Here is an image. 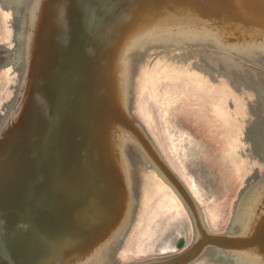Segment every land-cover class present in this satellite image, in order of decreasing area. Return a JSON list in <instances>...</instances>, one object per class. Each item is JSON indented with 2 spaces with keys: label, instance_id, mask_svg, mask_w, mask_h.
Listing matches in <instances>:
<instances>
[{
  "label": "water",
  "instance_id": "1",
  "mask_svg": "<svg viewBox=\"0 0 264 264\" xmlns=\"http://www.w3.org/2000/svg\"><path fill=\"white\" fill-rule=\"evenodd\" d=\"M0 264H264V0H0Z\"/></svg>",
  "mask_w": 264,
  "mask_h": 264
},
{
  "label": "rangeland",
  "instance_id": "2",
  "mask_svg": "<svg viewBox=\"0 0 264 264\" xmlns=\"http://www.w3.org/2000/svg\"><path fill=\"white\" fill-rule=\"evenodd\" d=\"M187 107H188L187 103L180 102V103L176 104V106L173 108L172 113H173V115L177 116V118L174 119V123L177 124L176 125L177 126V131L180 132V133H183L186 136H190L189 132L187 130H185V127L183 125L185 123L183 122L181 124L179 122L180 119L184 118L183 116H186ZM178 118H180V119H178ZM185 122L188 123L189 121L187 120ZM233 131H235V126L233 127ZM182 138L184 139L185 137H182ZM205 139H207V138H203V137L201 138V144H202V146L204 147V149L207 152L212 153L213 148L208 144V142H206ZM187 141H188L187 139H184V141H183V148H184L183 151L185 153V155L182 158L183 159V165H182V163H178V164L182 165L183 168L185 167L184 168L185 171H187L189 173L194 172L195 175L198 174L199 177L196 175L197 179L199 181L200 180L205 181L204 184H201L203 186V188L211 189L210 186H211L212 182H209L208 175H206V173H205V163H206L205 154L201 153V152H199L198 154H194L193 153L194 152V149H193L194 145L192 147V143H189ZM241 143L245 144L246 142H245V140H242ZM233 155H234V158L230 154V157H231L232 161H234V159H235L238 162L240 167L245 164V162L238 155H236V154H233ZM215 157H216L217 161L226 170L228 168V166L225 164L224 154H222L221 152H218V153L215 154ZM184 163H185V165H184ZM207 169L211 172L210 173L211 175H214V174L221 175L222 174V171L219 170V168L212 162V160H209ZM224 177H225V180H228V178H229V185H230L231 190H230V193H225V196L226 197H230V195L232 193V186L235 185L238 182V179L236 177H234V176H230L229 177V176L225 175ZM222 216H223V214H222ZM170 232L171 231L167 232V234H169ZM183 241H184V239H183L182 236L176 235L175 239H172V243L174 245L173 247L174 248L179 247V245H181L183 243Z\"/></svg>",
  "mask_w": 264,
  "mask_h": 264
},
{
  "label": "bare ground",
  "instance_id": "3",
  "mask_svg": "<svg viewBox=\"0 0 264 264\" xmlns=\"http://www.w3.org/2000/svg\"><path fill=\"white\" fill-rule=\"evenodd\" d=\"M215 219H214V217H213V221H214Z\"/></svg>",
  "mask_w": 264,
  "mask_h": 264
}]
</instances>
